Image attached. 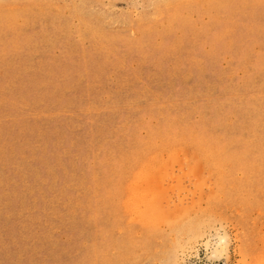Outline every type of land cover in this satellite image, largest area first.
Segmentation results:
<instances>
[{
  "label": "rangeland",
  "instance_id": "374dc122",
  "mask_svg": "<svg viewBox=\"0 0 264 264\" xmlns=\"http://www.w3.org/2000/svg\"><path fill=\"white\" fill-rule=\"evenodd\" d=\"M0 264H264V0H0Z\"/></svg>",
  "mask_w": 264,
  "mask_h": 264
},
{
  "label": "bare ground",
  "instance_id": "6f19581e",
  "mask_svg": "<svg viewBox=\"0 0 264 264\" xmlns=\"http://www.w3.org/2000/svg\"><path fill=\"white\" fill-rule=\"evenodd\" d=\"M149 206V207H148ZM148 208L150 209L149 210V213H147V214H149V216L151 217V218H157L158 217V215L160 214L159 213V210H158V206L153 202V201H151V203H149L148 204ZM193 229V228H192ZM222 241V240H221Z\"/></svg>",
  "mask_w": 264,
  "mask_h": 264
}]
</instances>
